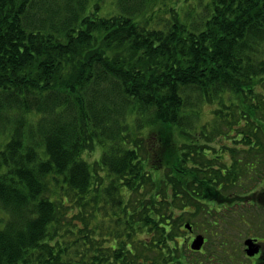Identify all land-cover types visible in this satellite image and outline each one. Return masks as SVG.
Segmentation results:
<instances>
[{
  "label": "trees",
  "instance_id": "1",
  "mask_svg": "<svg viewBox=\"0 0 264 264\" xmlns=\"http://www.w3.org/2000/svg\"><path fill=\"white\" fill-rule=\"evenodd\" d=\"M102 1L0 0V264H243L213 217L264 206V0Z\"/></svg>",
  "mask_w": 264,
  "mask_h": 264
},
{
  "label": "rangeland",
  "instance_id": "2",
  "mask_svg": "<svg viewBox=\"0 0 264 264\" xmlns=\"http://www.w3.org/2000/svg\"><path fill=\"white\" fill-rule=\"evenodd\" d=\"M115 0H103L101 2V8H100V12L101 13H113L115 10H117L116 4L114 3ZM197 0H193L192 4H196ZM136 18H139L136 14H135ZM208 108H210V106L205 108V112L206 110H208ZM209 114H201V121L198 122V124H196V129H197V133L196 135L198 136L200 134V130L198 129L202 124L207 123L209 121ZM222 130H224V128H221ZM218 130V128L216 129ZM206 132H211V129L208 128ZM225 132H222L221 135L223 138L218 140V135L215 136L214 141L209 143L211 144L215 149H217V153L218 155H222L221 158H217V164L219 163H223V164H228L231 162V157H230V153L228 151H226V149L224 148V146H236V144H234V142L232 141L233 138H235V134L232 133V136L224 138ZM239 146H241V148H243V144H239ZM222 148H221V147ZM221 149V150H220ZM96 154H92L90 158L94 159L96 158ZM88 158V157H87ZM90 158H88V160H91ZM216 164V165H217ZM254 203H258L256 199L253 200ZM236 209H242V212L244 215H246V211L248 210L250 212L249 217L248 215L246 217L241 216L238 214V212L235 214L234 211H236ZM246 210V211H244ZM240 211V210H239ZM222 214V217H221ZM221 214H217L216 216L213 217V220H217L218 218H222L225 219L223 221H232V227H229V224L225 223H217V227H216V231H222L223 234H227L233 236V238H231L230 240H232V245L234 247H232V250L235 252V255L238 253L237 256H232L234 258V262H241L243 264H250L251 262H248V259L245 257L244 255V245H243V241L246 238H258V239H262L264 238V206H260L258 207L257 205L253 208L245 205L243 208L241 207H232L228 210H225L223 213ZM206 216H203V214H199L197 218H195V223L193 221L187 222L191 225L192 231H188V230H184V228L182 227V232L180 233V237L179 240H183L184 244H185V249L189 248V237L190 235H196V234H201L205 237L204 234V230H205V226H206V221H205ZM251 218V220H250ZM193 222V223H192ZM185 224V223H184ZM222 224V226H221ZM210 229V228H209ZM208 229V231H209ZM216 250H220L218 245H215ZM189 250V249H188ZM188 256L191 257V253L187 251L186 253ZM194 256V254H193ZM214 259L212 261L211 264H213ZM215 264V263H214Z\"/></svg>",
  "mask_w": 264,
  "mask_h": 264
},
{
  "label": "water",
  "instance_id": "3",
  "mask_svg": "<svg viewBox=\"0 0 264 264\" xmlns=\"http://www.w3.org/2000/svg\"><path fill=\"white\" fill-rule=\"evenodd\" d=\"M185 228L188 230L191 229L189 223H185ZM203 243H204V237L202 235H196L190 244V249L192 251H199ZM244 245H245V254L248 257L254 256L259 251V246L255 243V240L246 239L244 241Z\"/></svg>",
  "mask_w": 264,
  "mask_h": 264
},
{
  "label": "flooded vegetation",
  "instance_id": "4",
  "mask_svg": "<svg viewBox=\"0 0 264 264\" xmlns=\"http://www.w3.org/2000/svg\"><path fill=\"white\" fill-rule=\"evenodd\" d=\"M193 239V236L192 235H190V237H189V241H191ZM257 242H258V240H257ZM261 251H262V248H261V250H260V252L257 254V255H255V258L257 257H259V256H261Z\"/></svg>",
  "mask_w": 264,
  "mask_h": 264
}]
</instances>
